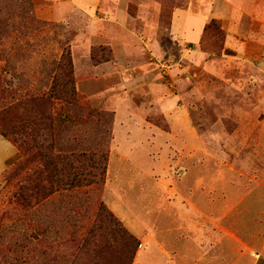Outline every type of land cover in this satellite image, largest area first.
I'll return each instance as SVG.
<instances>
[{"label":"rangeland","instance_id":"1","mask_svg":"<svg viewBox=\"0 0 264 264\" xmlns=\"http://www.w3.org/2000/svg\"><path fill=\"white\" fill-rule=\"evenodd\" d=\"M69 3L74 2L0 0V264H127L131 244L106 231L108 216L99 210L100 202L133 235L103 199L106 178L89 185L83 179L69 185L65 175L22 183L41 164L36 158L21 172L13 171L24 159L13 139H21L20 115L28 117L18 102L48 96L28 107L35 119L41 113L54 117L53 136L40 126L36 141L54 137L55 153L96 154L100 166L103 157L108 163L112 105L123 86L130 89L133 115L170 133L172 123L184 120L199 137L200 157L206 159L207 148L214 144L220 165L224 151L229 154L240 146L225 143V137L254 136V124L264 116L257 107L264 89V49L262 53L252 45L250 50L258 51L253 56L227 57L224 26L217 19L205 24L214 20L196 47L179 45L183 42L171 33V15L176 7H188L189 0H117L116 15L108 9H68ZM67 58L74 101L61 87L51 93ZM163 94L171 99L166 110L157 102ZM179 107L182 116L176 113ZM170 148L165 156L154 147L148 152L158 178L177 173L179 165L191 167L190 156L180 154L174 144ZM112 164L111 171L118 163ZM89 170L100 172L89 162L80 171Z\"/></svg>","mask_w":264,"mask_h":264},{"label":"crops","instance_id":"2","mask_svg":"<svg viewBox=\"0 0 264 264\" xmlns=\"http://www.w3.org/2000/svg\"><path fill=\"white\" fill-rule=\"evenodd\" d=\"M116 1L73 0L75 7L69 3L67 8L81 12L108 9L116 15ZM263 3L189 0L188 7L173 9L171 33L183 42L179 45L196 47L204 25L217 19L224 26L225 48L234 52L227 57L253 56L258 51H251L252 45L263 53ZM252 40L257 43H248ZM129 90L123 86L113 100L114 136L103 199L139 240L131 264H264V116L254 124V136L225 137V143L240 146L229 154L224 151L220 165L214 144L207 148L206 159L200 157L199 137L184 120L172 123L170 133L133 115L136 108ZM118 99L127 104L121 105ZM157 102L164 110L166 102L171 105L165 94ZM257 107L264 112V89ZM176 113L182 116L183 109L179 107ZM170 144L190 156L191 167L179 165L177 173L158 178L148 152L154 147L168 155ZM114 161L118 165L111 171Z\"/></svg>","mask_w":264,"mask_h":264},{"label":"trees","instance_id":"3","mask_svg":"<svg viewBox=\"0 0 264 264\" xmlns=\"http://www.w3.org/2000/svg\"><path fill=\"white\" fill-rule=\"evenodd\" d=\"M213 21L214 20H212L211 22ZM211 22L207 25H204L203 31L206 30L207 27H209ZM224 52L226 54L232 53V51L229 49H225ZM60 71H62V74H60L54 79L51 86V93H56L57 89L61 87L62 92H66V98L69 101L76 100L77 97L75 96L73 79L71 76L72 65L70 59L67 58L63 61L62 65L60 66ZM46 98H48V96H30L29 99L23 101L22 103L18 102L21 111L24 114H26L27 112L28 117H23L22 114L20 115L18 129L19 132H21V139L19 141L13 139L15 145L18 146V148L22 151L24 155V159L17 164L13 171L17 173L21 172L22 170L27 168L29 164L33 163L36 158H38L41 167L31 169V172L29 174H25L22 179V183L38 184L41 180L47 181L48 178L51 179L53 178V176H55L56 179L61 180L64 175L66 176V180L69 182V185H74L75 182L79 179H83L85 181V185L97 183L98 181L104 183L107 168L106 159L104 157L100 166L101 161L96 158V154H90L84 151H70L68 153H62L58 151L55 153L54 137H51L50 141H46V143L36 141V136L38 137L37 133L40 132L37 127L40 126L44 127L43 131H47L48 134L53 136L51 130L53 128L52 124L54 123V117L49 113H41L38 118L35 119L34 116H32V112L28 107L31 105L30 103H33L37 100L45 101ZM29 127H32V129L27 130V128ZM27 134L32 136L33 139L31 138V141L25 137L27 136ZM87 162L93 163V168L95 167L96 170L100 168V172L98 173L95 170H89L82 174V171L80 170L83 169L84 165H86ZM42 174H44V177H41ZM46 194L48 193H45V195ZM99 210L101 212L104 211V213H106V215L108 216L105 218V220L107 221L106 231L117 236L118 234H120V236H122V239L128 241L129 244H131V250H129L130 254L129 257H127V264H131L132 258L139 244L138 239L131 235L127 230H125L123 226H121L119 220H117L110 212H108L101 202ZM123 258L124 255H121L120 259Z\"/></svg>","mask_w":264,"mask_h":264}]
</instances>
